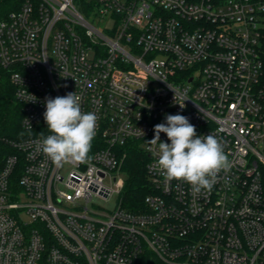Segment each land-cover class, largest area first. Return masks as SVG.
Listing matches in <instances>:
<instances>
[{
  "label": "built area",
  "instance_id": "obj_1",
  "mask_svg": "<svg viewBox=\"0 0 264 264\" xmlns=\"http://www.w3.org/2000/svg\"><path fill=\"white\" fill-rule=\"evenodd\" d=\"M0 69L25 134L0 160V264H264V0H23L0 20ZM70 92L96 135L88 163L58 167L45 101ZM177 113L231 163L210 193L148 151ZM130 141L154 190L141 212L120 197Z\"/></svg>",
  "mask_w": 264,
  "mask_h": 264
},
{
  "label": "clouds",
  "instance_id": "obj_2",
  "mask_svg": "<svg viewBox=\"0 0 264 264\" xmlns=\"http://www.w3.org/2000/svg\"><path fill=\"white\" fill-rule=\"evenodd\" d=\"M45 104L43 115L50 134L40 142L42 152L58 167L70 161L88 163L96 135L97 115L82 112L81 97L76 92L48 97ZM178 104L184 107V103ZM160 133H165L170 143L162 142ZM146 143L150 146L148 151L156 153L155 166L164 178L167 181L183 180L191 185L196 195L202 191L210 193L217 175L231 167L222 142L211 133L197 135L189 118L179 113L166 114L165 122L154 126V138Z\"/></svg>",
  "mask_w": 264,
  "mask_h": 264
},
{
  "label": "trees",
  "instance_id": "obj_3",
  "mask_svg": "<svg viewBox=\"0 0 264 264\" xmlns=\"http://www.w3.org/2000/svg\"><path fill=\"white\" fill-rule=\"evenodd\" d=\"M23 0H0V20L16 10ZM22 112L14 100V89L8 75L0 69V160L10 153L5 140L16 141L24 131L21 127ZM37 136L35 133L27 137ZM93 150V149H91ZM122 156L121 173L124 185L121 202L127 211L144 210V199L154 193L151 187L146 165L149 158L137 141H130L119 149Z\"/></svg>",
  "mask_w": 264,
  "mask_h": 264
},
{
  "label": "rangeland",
  "instance_id": "obj_4",
  "mask_svg": "<svg viewBox=\"0 0 264 264\" xmlns=\"http://www.w3.org/2000/svg\"><path fill=\"white\" fill-rule=\"evenodd\" d=\"M95 202L99 203L102 207H104L107 211H110L114 204H115V199H112L111 201L109 202H101L100 200H95Z\"/></svg>",
  "mask_w": 264,
  "mask_h": 264
}]
</instances>
